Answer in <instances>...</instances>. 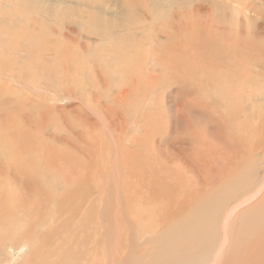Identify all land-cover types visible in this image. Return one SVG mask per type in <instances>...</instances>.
Masks as SVG:
<instances>
[{
  "label": "rangeland",
  "instance_id": "rangeland-1",
  "mask_svg": "<svg viewBox=\"0 0 264 264\" xmlns=\"http://www.w3.org/2000/svg\"><path fill=\"white\" fill-rule=\"evenodd\" d=\"M0 130L37 175L0 181V264H153L229 190L175 264H264V0H0Z\"/></svg>",
  "mask_w": 264,
  "mask_h": 264
},
{
  "label": "bare ground",
  "instance_id": "bare-ground-1",
  "mask_svg": "<svg viewBox=\"0 0 264 264\" xmlns=\"http://www.w3.org/2000/svg\"><path fill=\"white\" fill-rule=\"evenodd\" d=\"M8 47H10V48H12L13 50H15V47H13V46H8ZM13 53V52H12ZM12 53H10V54H12ZM113 53V52H112ZM136 55V54H135ZM81 64V63H80ZM168 64V63H167ZM176 66V65H175ZM231 71V70H230ZM27 72V71H26ZM12 73V72H11ZM110 73V72H109ZM144 74V73H143ZM10 75V74H9ZM16 76V75H15ZM33 77V76H32ZM13 78V77H12ZM19 78V77H18ZM136 79V78H135ZM14 80V79H13ZM16 84V83H15ZM10 85V84H9ZM7 86V85H6ZM11 86V85H10ZM10 88V87H9ZM37 91V90H36ZM46 91V90H45ZM152 94V93H151ZM227 96V95H226ZM231 97V96H230ZM232 99H233V97H232ZM231 106V105H230ZM240 113V112H239ZM236 115H238V114H236ZM7 120V119H6ZM3 121V120H2ZM5 121V120H4ZM9 123V122H8ZM11 123V122H10ZM84 124V123H83ZM3 125V124H2ZM10 126V125H9ZM86 126V125H85ZM10 128V127H9ZM3 129V128H2ZM5 129V128H4ZM8 129V128H7ZM10 130V129H9ZM227 130V129H226ZM1 131V130H0ZM7 131V130H6ZM86 130H84V132H85ZM93 131H91V133H92ZM6 133H8V132H6ZM95 134V133H94ZM8 135H11L12 136V134L10 133V134H7V136ZM88 135V133L86 134V136ZM90 135V134H89ZM88 135V136H89ZM2 136V135H1ZM7 138V137H6ZM87 138V137H86ZM91 138V137H90ZM206 138V137H205ZM89 139V138H88ZM13 140V139H12ZM89 141H91V140H89ZM204 141V140H203ZM232 141V140H231ZM92 142V141H91ZM206 142V141H205ZM10 144V143H9ZM13 144V143H12ZM1 145V144H0ZM90 145V144H89ZM175 146V145H174ZM213 146V145H212ZM215 147V146H214ZM213 147V148H214ZM6 148V147H5ZM210 148V147H209ZM219 148V147H218ZM221 148V147H220ZM4 149V148H3ZM217 149V148H216ZM94 150V149H93ZM211 150V149H210ZM46 151V150H45ZM64 151V150H63ZM61 152V151H60ZM121 154V153H120ZM206 154V153H205ZM18 155H19V153H18ZM51 155V154H50ZM47 156V155H46ZM226 156V155H225ZM13 157V156H12ZM54 157V156H53ZM213 157H214V155H213ZM218 157V156H217ZM220 157V156H219ZM227 157V156H226ZM215 158V157H214ZM223 158H224V156H223ZM229 158V157H228ZM63 159V158H62ZM245 159V158H244ZM30 160V159H29ZM168 160V159H167ZM221 160H222V158H221ZM46 162H47V166L48 167H54L55 169H58V171L60 170V169H62L61 167H60V164H54L55 162H53V164L54 165H52L51 164V162L52 161H49L48 159H46L45 160ZM31 162H32V160H31ZM217 162V161H216ZM58 163V162H57ZM155 163V162H154ZM218 163V162H217ZM48 164H51V165H48ZM62 164V163H61ZM212 164V163H211ZM144 165V164H143ZM162 166V165H161ZM173 166V165H172ZM8 167H13V169L14 170H16L17 172V177H28V176H30V177H33V176H37L36 175V173H35V170L34 169H27V170H25V171H23L22 170V168L18 165V163H14V162H3V163H0V181H2V179H5L6 178V175H7V173H6V170H7V168ZM45 167V166H44ZM140 167V166H139ZM215 167V166H214ZM25 168V167H24ZM35 168V167H34ZM65 168V167H64ZM145 168H147V166L145 167ZM46 169H47V167H46ZM50 169V168H49ZM74 169V168H73ZM153 169H154V166H151L150 168L148 167L147 169H146V172L149 174V172L151 171H153ZM218 169V168H217ZM223 169H224V167H223ZM48 170V169H47ZM46 170V171H47ZM63 170V169H62ZM135 170H136V168H135ZM150 170V171H149ZM160 170V169H159ZM54 171V170H53ZM64 171H65V169H64ZM70 171V170H69ZM72 171H74V170H72ZM80 171V170H79ZM78 171V172H79ZM40 172V171H39ZM61 172V171H60ZM68 172V171H67ZM43 173V172H42ZM41 173V174H42ZM46 173H49V172H46ZM51 173V172H50ZM49 173V174H50ZM56 173V172H55ZM62 173H63V171H62ZM72 173V172H71ZM139 173V172H138ZM137 173V174H138ZM156 173V172H155ZM6 174V175H5ZM54 174V173H53ZM58 174V173H57ZM56 174V175H57ZM65 174V173H64ZM73 174V173H72ZM11 175H13V174H11ZM51 175V174H50ZM55 175V174H54ZM141 175V174H140ZM155 175V174H154ZM59 176H61V175H59ZM63 176V175H62ZM66 176H67V174H66ZM69 176V175H68ZM76 176V175H75ZM134 176H135V174H134ZM143 176V175H142ZM63 178V177H62ZM19 179V178H18ZM65 179V178H64ZM67 179V178H66ZM68 179H69V177H68ZM145 179V178H144ZM157 179H158V177H157ZM20 180V179H19ZM71 180V179H70ZM142 181H144V180H141V183H142V185H143V183L144 182H142ZM67 182V181H66ZM134 185H135V182H134ZM140 185V184H139ZM229 185V184H228ZM1 186V188H0V190H1V192L4 190L5 191V189L6 188H4V186H2V185H0ZM138 186V185H137ZM136 187V186H135ZM138 187H140V186H138ZM194 187V186H193ZM221 188V187H220ZM223 189H224V187H222ZM236 188H237V186H236ZM135 189H137V188H135ZM260 189V188H259ZM144 190V189H143ZM11 191V190H10ZM9 191V192H10ZM230 191L231 190H229L228 191V194H224V196L220 199V201L218 202V203H216V205L214 204V202L212 201V199L211 198H208V199H205V200H202V201H204V202H199L198 203V207L199 208H202L203 207V209H199L198 208V210L200 211V217H197V218H195V217H193L192 218V221L190 222V223H186V224H182L181 225V227L180 228H178L179 230H178V233H176V234H172V241H171V243H168L167 241H165L164 243H167V244H165L164 246H165V250L163 251V253H162V255H161V257H159V255L154 259V262H153V264H161V263H164V262H166L167 264H175V263H178L180 260H182L183 259V256H185V253L187 252V250L191 247V246H196L197 244H198V242L200 241V239H201V233L202 232H204V230L206 231V226L205 227H203L201 224H200V221H201V219H202V221H203V223H206L207 222V224H208V219H210V220H213V218L214 217H216V215H217V213H219L218 211H220L222 208H227L228 207V201L227 202H225L226 203V207H225V205L224 204H222V202H223V200L224 199H226V198H228L229 196H230ZM6 193H8V190L6 189ZM197 193V192H196ZM257 193H259V190H256L255 192H254V194L253 195H251V196H248V197H246V198H244L242 201H240L239 203H235V205H232V206H230V207H228L227 208V211H226V213H225V216H224V219H223V222L227 225V223H228V221H229V219L231 218V216L234 214V212L238 209V207L242 204H244V203H246V202H248L250 199H252ZM201 194V193H200ZM127 196V195H126ZM137 198V197H136ZM12 199V198H11ZM143 199V201H145L144 200V198H142ZM264 199V198H263ZM135 200V199H134ZM137 200V199H136ZM199 200V199H198ZM138 201H140V200H138ZM217 202V201H216ZM230 202V201H229ZM10 203H12L11 201H10V199H9V196H0V211H2V208L4 209V210H6V208L7 209H9V207H7ZM14 203V202H13ZM18 203V202H17ZM209 203V204H208ZM2 204H5V205H7V206H5V207H1L2 206ZM259 205H257L258 207H256V206H254V210L253 211H251L252 212V214H248V216L249 217H251V223H253V224H255V226H257V227H260V226H262L263 224H264V200H261L259 203H258ZM12 206H14V208H16V207H18V206H16V204H13ZM256 207V208H255ZM25 208V207H24ZM140 208V207H139ZM19 209H20V207H19ZM141 209V208H140ZM175 209V208H174ZM13 210V209H12ZM15 210V209H14ZM13 210V211H14ZM139 210V209H138ZM161 210V209H160ZM176 210V209H175ZM159 211V210H158ZM8 212V211H7ZM14 212H16V211H14ZM13 212V213H14ZM53 212V211H52ZM153 212H154V210H153ZM81 213V212H80ZM156 213V212H155ZM160 213V212H159ZM164 213V212H163ZM162 213V214H163ZM167 213H169V211L167 212ZM171 213V212H170ZM6 214V213H5ZM17 214V213H16ZM165 214V213H164ZM163 214V215H164ZM57 215V214H56ZM162 215V216H163ZM170 215H173V213L172 214H170ZM4 216V215H3ZM5 216H7V215H5ZM156 216V215H155ZM159 216V215H158ZM208 217V218H205V217ZM211 216V217H210ZM155 218V217H154ZM156 218H157V216H156ZM6 219V218H5ZM3 220V222L5 223L6 222V224H7V220ZM34 219V218H33ZM160 219H163V218H161L160 217ZM149 220H150V218H149ZM0 221H2V220H0ZM24 221H25V219H24ZM166 221V220H165ZM11 222V221H10ZM152 222V221H151ZM20 223V222H19ZM18 223V224H19ZM22 223V222H21ZM210 223V222H209ZM5 224V225H6ZM155 224H157V222L155 223ZM10 225V224H9ZM15 225V224H14ZM147 225H149V224H147ZM154 225V224H153ZM158 225V224H157ZM2 227V226H1ZM27 228V229H26ZM31 227L30 226H17L16 225V227H14V229H16V233L18 234V236H19V238H21V239H19L22 243H26V242H28L29 240L28 239H30V235L27 233V231L26 232H24L25 231V229L26 230H29ZM214 228V227H213ZM3 229H5V231H7V230H11V228H9V226L8 227H3ZM157 229V228H156ZM264 227L261 229V234L264 236ZM33 230V229H32ZM225 230V229H224ZM20 231V232H19ZM1 232V231H0ZM221 232H223V231H221ZM2 233V232H1ZM9 233V232H8ZM15 233V234H16ZM33 233V232H32ZM37 233V232H36ZM192 234L191 236L189 235V234ZM7 234V233H6ZM16 234V235H17ZM224 234V233H223ZM53 235V234H52ZM177 235H179L178 237H177ZM232 235V234H231ZM9 236H10V233H9ZM196 236L198 237V239L196 238ZM40 237V236H39ZM53 237V236H52ZM227 238V235H226V233H225V237H224V240L223 241H225V239ZM5 240V239H4ZM27 240V241H26ZM42 240H43V237H42ZM62 240V239H61ZM75 240V239H74ZM169 240V239H168ZM222 240V239H221ZM220 240V241H221ZM20 242V243H21ZM40 242V241H39ZM162 242V241H161ZM29 243V242H28ZM223 243V242H222ZM221 243V244H222ZM231 243H232V241H231ZM2 244V243H1ZM42 244V243H41ZM40 244V245H41ZM163 245V244H162ZM199 246V245H198ZM39 247V246H38ZM221 247H222V245H221ZM223 249V248H222ZM221 249V250H222ZM94 251V250H93ZM239 251V250H238ZM223 252V251H222ZM234 252V251H233ZM245 252V251H244ZM226 253V252H225ZM217 254H218V252H217ZM222 254H224V253H222ZM215 255V254H214ZM245 255H246V253H245ZM219 256V255H218ZM248 257V256H247ZM75 258V257H74ZM224 259V258H223ZM222 259V260H223ZM159 260H163V261H160V263H159ZM225 260V259H224ZM23 261V260H22ZM52 262V261H51ZM180 263V262H179ZM148 264V263H147ZM182 264V263H181Z\"/></svg>",
  "mask_w": 264,
  "mask_h": 264
}]
</instances>
